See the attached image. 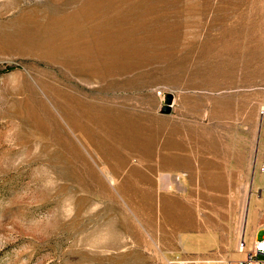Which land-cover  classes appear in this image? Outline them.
I'll use <instances>...</instances> for the list:
<instances>
[{
    "label": "rangeland",
    "instance_id": "obj_1",
    "mask_svg": "<svg viewBox=\"0 0 264 264\" xmlns=\"http://www.w3.org/2000/svg\"><path fill=\"white\" fill-rule=\"evenodd\" d=\"M251 210L264 0H0V264H230Z\"/></svg>",
    "mask_w": 264,
    "mask_h": 264
},
{
    "label": "built area",
    "instance_id": "obj_2",
    "mask_svg": "<svg viewBox=\"0 0 264 264\" xmlns=\"http://www.w3.org/2000/svg\"><path fill=\"white\" fill-rule=\"evenodd\" d=\"M240 249L244 255L230 264H264V235L247 241L246 237L240 240ZM179 264H190L189 261H182Z\"/></svg>",
    "mask_w": 264,
    "mask_h": 264
},
{
    "label": "crops",
    "instance_id": "obj_3",
    "mask_svg": "<svg viewBox=\"0 0 264 264\" xmlns=\"http://www.w3.org/2000/svg\"><path fill=\"white\" fill-rule=\"evenodd\" d=\"M249 219L251 220V234L247 237V241H252L255 237L264 235V218L260 219L258 210L257 212L251 210L249 213Z\"/></svg>",
    "mask_w": 264,
    "mask_h": 264
},
{
    "label": "water",
    "instance_id": "obj_4",
    "mask_svg": "<svg viewBox=\"0 0 264 264\" xmlns=\"http://www.w3.org/2000/svg\"><path fill=\"white\" fill-rule=\"evenodd\" d=\"M166 104L163 106V111L169 112L171 110V102L173 101V94L172 93H166Z\"/></svg>",
    "mask_w": 264,
    "mask_h": 264
}]
</instances>
